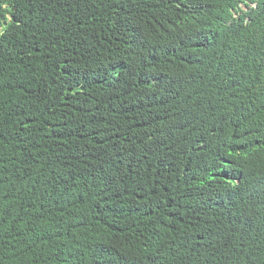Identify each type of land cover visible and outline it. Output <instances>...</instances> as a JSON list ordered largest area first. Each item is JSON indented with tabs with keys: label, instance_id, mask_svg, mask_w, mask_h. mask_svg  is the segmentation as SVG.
<instances>
[{
	"label": "trees",
	"instance_id": "1",
	"mask_svg": "<svg viewBox=\"0 0 264 264\" xmlns=\"http://www.w3.org/2000/svg\"><path fill=\"white\" fill-rule=\"evenodd\" d=\"M0 264H264V0H0Z\"/></svg>",
	"mask_w": 264,
	"mask_h": 264
}]
</instances>
